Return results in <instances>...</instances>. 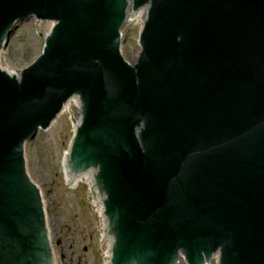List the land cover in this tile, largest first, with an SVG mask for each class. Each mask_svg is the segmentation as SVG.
I'll return each instance as SVG.
<instances>
[{"label": "water", "instance_id": "water-1", "mask_svg": "<svg viewBox=\"0 0 264 264\" xmlns=\"http://www.w3.org/2000/svg\"><path fill=\"white\" fill-rule=\"evenodd\" d=\"M17 25L48 29L20 78L0 69V264H54L24 145L64 110L62 184L84 177L102 264H264V0H0V52Z\"/></svg>", "mask_w": 264, "mask_h": 264}, {"label": "rangeland", "instance_id": "rangeland-1", "mask_svg": "<svg viewBox=\"0 0 264 264\" xmlns=\"http://www.w3.org/2000/svg\"><path fill=\"white\" fill-rule=\"evenodd\" d=\"M48 25H17L0 54L4 69L20 74L39 53L41 37ZM137 25L123 27V56L134 60ZM69 120L66 110L46 131H40L25 145L29 178L39 187L46 211V226L56 264H102V244L97 246L98 226L85 181L73 187L63 185L58 159L66 151Z\"/></svg>", "mask_w": 264, "mask_h": 264}, {"label": "bare ground", "instance_id": "bare-ground-1", "mask_svg": "<svg viewBox=\"0 0 264 264\" xmlns=\"http://www.w3.org/2000/svg\"><path fill=\"white\" fill-rule=\"evenodd\" d=\"M79 181H80V180H77V179H76L73 183H74L75 185H76V184L78 185L77 182H79Z\"/></svg>", "mask_w": 264, "mask_h": 264}]
</instances>
